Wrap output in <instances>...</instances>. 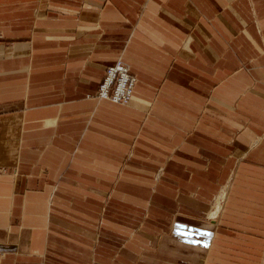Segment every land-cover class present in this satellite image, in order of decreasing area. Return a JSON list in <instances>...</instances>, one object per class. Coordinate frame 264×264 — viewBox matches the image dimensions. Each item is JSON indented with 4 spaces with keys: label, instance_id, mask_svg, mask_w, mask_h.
I'll use <instances>...</instances> for the list:
<instances>
[{
    "label": "crops",
    "instance_id": "crops-1",
    "mask_svg": "<svg viewBox=\"0 0 264 264\" xmlns=\"http://www.w3.org/2000/svg\"><path fill=\"white\" fill-rule=\"evenodd\" d=\"M138 252L264 264V0H0V264Z\"/></svg>",
    "mask_w": 264,
    "mask_h": 264
},
{
    "label": "built area",
    "instance_id": "built-area-1",
    "mask_svg": "<svg viewBox=\"0 0 264 264\" xmlns=\"http://www.w3.org/2000/svg\"><path fill=\"white\" fill-rule=\"evenodd\" d=\"M102 77L97 84L95 96L106 98L115 103L126 104L129 102L135 82V76L129 72L127 63L116 57L112 64L104 67Z\"/></svg>",
    "mask_w": 264,
    "mask_h": 264
},
{
    "label": "rangeland",
    "instance_id": "rangeland-1",
    "mask_svg": "<svg viewBox=\"0 0 264 264\" xmlns=\"http://www.w3.org/2000/svg\"><path fill=\"white\" fill-rule=\"evenodd\" d=\"M227 187H228V184L227 183H224L222 184L221 183V186L216 190V192H214L211 197H210V205H209V208L208 210L202 215V218L203 219H206L207 221L210 220L211 222L215 223V220L216 218L218 217V214L222 208V204L224 202V199H225V195H226V191H227ZM221 188V189H220ZM220 189V190H219ZM217 193V194H216ZM214 194H216L217 196L213 197ZM221 194V195H220ZM221 196V197H220ZM224 196V197H223ZM220 197V198H219ZM218 207L219 210L218 212L214 214L211 213V211L213 212V208L214 207ZM141 238V237H139ZM147 245L146 246H143V247H140L138 250L139 252H141L142 250H144V248H146L147 250H144L146 251L148 254H152L155 252V242H153L152 244L149 243V241L146 243ZM139 252L137 253V255L139 254ZM151 259L152 258H155L152 256H150ZM142 259V258H141ZM140 259V254L138 256H135L130 258V261H128V263H124V264H138V261L141 260ZM199 263L196 262V264H201V261H198ZM165 263V262H164ZM169 263V262H166V264ZM182 264H185V263H182ZM203 264V263H202ZM205 264H216L215 262H209V263H205Z\"/></svg>",
    "mask_w": 264,
    "mask_h": 264
},
{
    "label": "bare ground",
    "instance_id": "bare-ground-1",
    "mask_svg": "<svg viewBox=\"0 0 264 264\" xmlns=\"http://www.w3.org/2000/svg\"><path fill=\"white\" fill-rule=\"evenodd\" d=\"M118 103H119V102H118ZM121 104H123V103H121ZM220 195H221V194H220ZM220 197H221V196H220ZM220 197H219V198H220ZM218 210H219V208L216 206V207L213 208V212L211 211V213L215 215V213L218 212Z\"/></svg>",
    "mask_w": 264,
    "mask_h": 264
}]
</instances>
